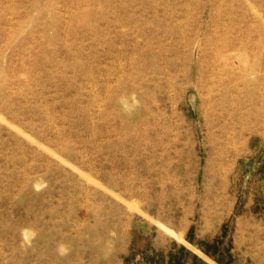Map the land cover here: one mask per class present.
Here are the masks:
<instances>
[{
    "label": "rangeland",
    "instance_id": "1",
    "mask_svg": "<svg viewBox=\"0 0 264 264\" xmlns=\"http://www.w3.org/2000/svg\"><path fill=\"white\" fill-rule=\"evenodd\" d=\"M0 264H264V0H0Z\"/></svg>",
    "mask_w": 264,
    "mask_h": 264
},
{
    "label": "bare ground",
    "instance_id": "2",
    "mask_svg": "<svg viewBox=\"0 0 264 264\" xmlns=\"http://www.w3.org/2000/svg\"><path fill=\"white\" fill-rule=\"evenodd\" d=\"M249 5V4H248ZM250 6V5H249ZM184 42H186V41H184ZM200 42V41H199ZM198 42V43H199ZM201 46V45H200ZM225 49H227V48H225ZM188 52V51H187ZM218 56H219V60H220V62L221 63H224L225 64V67H224V69L225 70H227V63H228V61H231L233 58H232V56H231V54L229 53L228 55H226V50H224V52H220L219 50H218ZM228 52V51H227ZM231 66V65H230ZM197 71H198V73H200V70H198L197 69ZM156 73H157V71H156ZM160 74V73H159ZM169 87L171 86V82H168V83H166ZM218 86L219 87H221V88H223L224 89V91L225 90H229L228 88V86H226V84H225V82L223 81V80H221V79H219L218 80ZM224 97V96H223ZM221 105H225V104H227V99L224 97L220 102H219ZM226 113L228 114L229 112H228V110H226ZM18 132V131H17ZM91 180V179H90ZM88 183H89V181H88Z\"/></svg>",
    "mask_w": 264,
    "mask_h": 264
}]
</instances>
